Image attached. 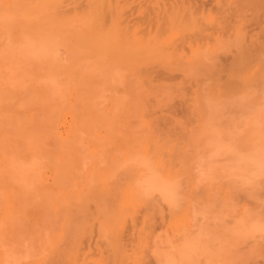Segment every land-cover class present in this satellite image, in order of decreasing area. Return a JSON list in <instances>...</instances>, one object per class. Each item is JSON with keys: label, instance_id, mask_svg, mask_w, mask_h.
I'll list each match as a JSON object with an SVG mask.
<instances>
[{"label": "rangeland", "instance_id": "374dc122", "mask_svg": "<svg viewBox=\"0 0 264 264\" xmlns=\"http://www.w3.org/2000/svg\"><path fill=\"white\" fill-rule=\"evenodd\" d=\"M112 2L0 0V264H264V162L247 158L264 138L247 111L264 100L236 98L264 74L221 60L257 33L250 4L248 32L209 41L195 21L147 36ZM190 36L203 54L176 48ZM212 94L220 148L202 124Z\"/></svg>", "mask_w": 264, "mask_h": 264}, {"label": "bare ground", "instance_id": "6f19581e", "mask_svg": "<svg viewBox=\"0 0 264 264\" xmlns=\"http://www.w3.org/2000/svg\"><path fill=\"white\" fill-rule=\"evenodd\" d=\"M77 1L80 2V3L89 2V1H91V2L101 1L103 3H108V4L113 3L112 0H77ZM113 1H115V0H113ZM235 1H237V0H121V2H127V3H129V7L123 12V14H124L123 22H125V27H128L129 26V22H130L131 25H133V24H135L137 22H147L148 23V28H145L144 27V28H142L140 30L141 32L145 33L147 36L155 35V34H157L159 32H167L168 34H172V30H174V28L178 32V33L176 32V34L183 35V33L178 30V27L180 26L179 29L182 28V26H184V25L181 26V24L182 23L185 24L188 21L189 22L190 21H193V22L195 21L194 23H191V25L186 23L185 25H187V26H184V27H187L185 29L186 30L188 29L189 34H190V31L193 32L192 29L194 30L196 28V30H197L198 27L200 29V28H202L201 25L202 26L204 25V28L207 29V30H205V34L207 35L206 37H208L207 39L209 40L210 38H214L215 37L214 38L215 39L214 41L218 40L219 37H222V36H219L221 34L220 32H222V31L225 32L226 29H227L226 31H228V33H229V30H230V33L229 34H231V35L233 34V36H235L236 34H238L240 32V31H238L239 29L242 31L243 28H244V31H246L245 29L251 28L253 30V28H256L257 29V33L254 34L255 33L254 32L255 30L253 31L254 33L252 32L255 36H253V34L251 35L248 31H246V32H248L247 34H249V38H251L250 41H247L248 43H245L246 41H242L243 39H242V36H241V39H240L241 41L239 40V42H240V44H242V46H241V49L239 51L238 57L235 56V55H232L233 58H234L233 59V58L229 57V55L225 54L221 58V60L224 61V63L226 65H228L229 66V69L231 68V70L233 72H237V71L241 70L242 69V65L248 63L250 60H251V62L256 61V62L260 63L261 66H262V68H259V69L256 70L257 71L256 74H258V77H257V79H258V78L261 77L262 74H264V0H250V1L248 0L247 3H243L242 2L243 0L242 1L241 0H238V2L236 4H238L239 6L236 5L234 7ZM241 3L243 5L244 4H248V5L250 4L249 6H247L249 8V10L246 9L247 7L244 8L245 10L244 9L242 10V7L241 6H243V5H241ZM244 6H246V5H244ZM240 7H241V9L239 10L238 8H240ZM241 10L243 12L244 11L246 12V10H247V12L250 11V10H252L251 12H249V14L252 15V17L251 18L250 17L246 18V13L247 12L246 13H242V15H241L240 14V12H242ZM243 14H245V15H243ZM240 16H242V17H240ZM195 18L198 19V21ZM249 18L252 20V22L255 23V24L253 23L254 26L256 25L255 27L251 26V23H252L251 20L250 21H244L242 23L243 20H245V19L246 20L247 19L249 20ZM210 20H215V22L213 24H211L209 22ZM196 21H197L198 24L199 23H202V24L198 25L196 23ZM246 22L247 23L251 22L250 23V26L251 27L248 28L249 24L247 25ZM152 23L155 24V28L153 30L150 28V25H152ZM244 23H246V26L245 25L244 26L242 25ZM192 24H194V28L192 27ZM205 25H206V27H205ZM233 25H234V27H233ZM189 27H190V30H189ZM191 27H192V29H191ZM231 28L233 29L232 31H231ZM202 29H200V32L202 31ZM183 32H184V30H183ZM198 32H197V34H198ZM203 32H204V30H203ZM218 33H220V34H218ZM198 35L201 36L202 34H198ZM225 35H226V33H225ZM231 35H229V38H227V39L230 40V37H232ZM186 36H189V35L186 34ZM190 37L192 38V36H190ZM206 37L203 36V40L205 39V41H203L202 38L200 37V39L202 40V43L203 42L204 43L206 42ZM175 38L173 37V40H174L173 43L177 42L175 40ZM187 38L188 37H186V40H187ZM195 38L196 37H194L192 39L189 38L190 41L189 40L187 41V43H189L188 46H187V43L186 44L185 43L182 44L181 41H179V42H181L180 43V47H179V43L178 42H177V45H175V46H176V48H179V49L180 48H183L185 51L183 52V50H182L181 51L182 53H185V52L188 51L192 55L194 52L196 53V51H197L198 48L200 49L204 45V44L200 45L201 42L199 43V38L197 39L198 42L196 41ZM210 40H212V39H210ZM209 41L207 43H205L207 45V46L206 45L204 46V48L206 47L205 48L206 50H208L207 47H208L209 43H212V41L211 42H209ZM217 42H219V41H217ZM233 42L235 44V40ZM223 43H225V42H223ZM216 44L218 45V43H216ZM220 44H221V42L219 43L218 46H220ZM225 44H223V45H225ZM227 44H229V41H227ZM209 46H211V45H209ZM26 48H27V51H29L30 48H31L30 47V44L28 42L26 43ZM204 48L200 49V51H197V52H200V55L203 54L202 51H203ZM208 52L209 51H206V53H208ZM38 53H40V55L42 56V54L45 53V47H42L38 51ZM191 55H185V57L187 59H189L188 57L191 56ZM26 56H24V54H23L20 57V60H21V58H25ZM196 56H198V55L196 54ZM28 57H26V58L28 59ZM163 57H164V55H163ZM29 58H31V57H29ZM166 58H168V56ZM168 59H165V61L168 60ZM16 60L19 61L18 59H15V61ZM24 60L27 61L26 59H24ZM38 60L40 61V58H38ZM43 60L44 59H41V61H43ZM21 61H23V59ZM37 61H35V62H37ZM48 61L50 62V60H47L46 63L50 64ZM161 61H163V60H161ZM168 61H170V60H168ZM24 62H22V63H24ZM27 62H26V65H28ZM43 63H44V61H43ZM16 64H17V62H16ZM252 76H253V71L248 76H244L243 75V78H244V81H245V85H244L245 92H240V95L238 97L234 96V97L237 98L238 101L241 99V101L243 103H241V101L239 103L243 104L244 108L246 107L245 106L246 103H247L246 105L248 107L250 106L249 108H251V104H250V100L251 99H253V101H262L260 99H257V96L258 95L259 96L261 95L260 98L264 100V88L258 87V85L256 83H255V85H253V82L250 81L251 78H252ZM14 78H16V77L14 76L13 79ZM263 78H264V76H263ZM205 94L208 95L209 92H208V94H207V92ZM213 96H214L213 94L212 95H209V96H207V99L205 97H202L201 100L203 101L204 98L206 99V104H207V106L209 108L205 105V103H202V104H204V106H206L209 109L208 110L206 108L207 109V115L209 114L208 113V111H209L210 112V115L212 114L211 116H213V115L216 116L217 114L219 115V113L217 111H215V110H218L219 111V109H220L219 107H220V104H221L220 101L221 100L211 99ZM208 97L210 99H208ZM230 100L232 101L233 98L230 99ZM237 100H235V101L233 100L232 101V102H234L233 104H235V102L237 103ZM212 101H213V103H212ZM231 101H229V100L227 101V99H226L225 102H227V105L229 106V102H231ZM223 102H224V100H223ZM232 102L230 103L231 104L230 107L234 106L232 104ZM239 103H237V104H239ZM241 104L239 105V108L240 109L237 110L238 105H237V108L236 107H234V108H236V110L238 112H240L239 114H242L243 113L242 115H244V113H246V110H245V112L242 111L243 109H242ZM260 104H262V105H260ZM260 104H259V106L262 107L264 105V102L262 101V102H260ZM204 106H203V108H204ZM235 106H236V104H235ZM259 106H257V105L256 106H252L253 109L250 110V111H247V114L248 115L251 114L255 118L254 121L257 122V126H258L259 130L262 131V130H264V119H262L261 117H259L258 114L260 112L264 116V106L262 108L260 107L261 108L260 111H259V108H256V107H259ZM221 110L222 109H220V112H221ZM213 112H215V114H213ZM229 112H231V111H229ZM205 113H203V115ZM248 115H246V116H248ZM217 117H219V116H217ZM233 117H236V116H232V118ZM213 118H214V116L213 117H210L209 118L210 121L208 119H204L206 121H204V120L202 121L203 128H205L207 126H214V128L211 130L213 133H215V134H218V133L220 134L221 133L222 135H223V133H227L225 135H229V132L230 131L228 132V130H227L228 127H227V129L225 128V131L222 128V127H225V125H223L222 127H220V129H217L218 126H219L218 125L219 122L217 120H219V119L213 120ZM232 118H230L231 121H232ZM215 119H216V117H215ZM211 120H213L214 122L213 121L211 122ZM215 121H217V123ZM221 123H220V125H221ZM232 123L233 122H231L230 124H232ZM215 124H216V126H215ZM235 127L236 126H235L234 123H233V126H231V125L229 126V129L231 130V132L235 129ZM219 134H218V137L217 138H214L215 140H214L213 144L216 145V147L218 145V147L220 148V147L223 146L224 143L220 144L221 143V140H220ZM254 152H257V153H254ZM247 158H248V161H252L253 164L255 166H257L258 168H260L263 165V162H264V138L260 139L257 142V144H256V146L254 148L253 153L248 154L247 155ZM227 170H231V169L227 168ZM231 173H234V172H231ZM235 175H237L236 172H235ZM205 179L206 178L198 179L197 180L198 184L202 183V181H204ZM241 180L242 179L240 178V181ZM245 182L247 184L254 183V182H251L250 183L248 179ZM245 182H243V183H245ZM164 195L166 197H168L170 195V192L168 193V190L165 189L164 190ZM252 221L254 222V220H252ZM239 224L241 225V223H239ZM246 224H247V222L244 225H246ZM253 229H256V227H253ZM205 240L207 241L208 239H205ZM193 241H194L193 239H188L187 238L186 242L188 244H185V245H187L188 248H190V246H191L190 244L193 243ZM198 241H197V243H198ZM197 243L195 244L196 246H197ZM188 252H189V250H188ZM179 253L180 252H178V254ZM180 255L182 256V257L180 256L181 259L182 258L188 259V258H186V257H188L187 256L188 254H187V250L185 248L182 249V253H180ZM164 258H166L165 260H167V257L166 256H164ZM170 258H168V259L171 260Z\"/></svg>", "mask_w": 264, "mask_h": 264}]
</instances>
